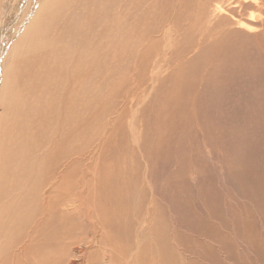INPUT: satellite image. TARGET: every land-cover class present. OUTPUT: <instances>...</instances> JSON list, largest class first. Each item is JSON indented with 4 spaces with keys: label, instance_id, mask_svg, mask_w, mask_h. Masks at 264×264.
I'll return each instance as SVG.
<instances>
[{
    "label": "rangeland",
    "instance_id": "374dc122",
    "mask_svg": "<svg viewBox=\"0 0 264 264\" xmlns=\"http://www.w3.org/2000/svg\"><path fill=\"white\" fill-rule=\"evenodd\" d=\"M225 1L116 0L127 33L112 40L102 33V52L92 51L82 70L71 67V54L50 67L44 94H31L34 76L21 67H3L2 83L5 75L15 79L14 99L4 90L0 100V169L6 162L15 176L22 167L31 186L37 169L69 164L87 181L83 197L100 210L103 203L133 239L145 219L138 257L147 264H264V1ZM214 4L223 8L217 18ZM96 22L89 20L86 41ZM106 46L116 50L111 59ZM37 56L45 74L47 57ZM80 90L85 99L73 106ZM19 147L30 152L21 156ZM129 196L138 197L140 211ZM100 213L96 219L107 222ZM75 221L82 236L73 241L90 235L88 222Z\"/></svg>",
    "mask_w": 264,
    "mask_h": 264
},
{
    "label": "bare ground",
    "instance_id": "6f19581e",
    "mask_svg": "<svg viewBox=\"0 0 264 264\" xmlns=\"http://www.w3.org/2000/svg\"><path fill=\"white\" fill-rule=\"evenodd\" d=\"M115 1L114 0H82V1L81 0H0V100H1V96H3L2 92L4 90H5V94H4L5 97L8 98L10 96L14 99L13 96L14 91L13 89L10 88L14 86L12 83H14L15 74L5 75L4 81L2 83L1 73L3 67L8 66L7 70L13 69V72H15L14 67H21L22 68L21 70L26 72L25 77L27 79L34 76L33 83L35 84L34 86L35 90L32 91L31 94H38V93L44 94L41 89L46 88L48 86L44 82L45 79L48 78V75L50 76L52 75L50 67L54 70H57L58 66L65 64V59L69 60L70 58L69 54L76 55L73 58V60L69 62L71 64V67H75L76 69L77 68L81 69L80 66L83 65L81 63L85 62V60L88 59L94 60L95 57L93 56L94 57L93 58L90 53L92 51L96 53L102 52V50L98 46V42L103 35H104L103 38H108L109 40H112L117 33L126 30L123 24L118 22V14L116 10L117 5ZM240 1H244L245 3H247V0H240ZM224 2L226 1L223 0V3ZM221 9L223 8H221L218 5L213 6L211 13L212 16H215V18H217L216 16H220L222 13ZM94 10H95V16L93 12ZM110 11H115V12H110ZM91 18L94 19L96 18V21L99 22V25H97L96 22V26H99V30L98 32L96 30L98 29V27L95 30H93L94 35L88 41H86L88 39V37H86V33L88 31L87 29H90V27L93 28L91 24H88ZM55 23H58V26H55ZM243 24H245V26L248 25L246 24V22H243ZM243 24L237 22V25L239 27H243ZM102 29L104 30L102 31ZM102 33L103 35H101ZM125 33H127V31H125ZM46 34H50L51 37L46 39L45 38ZM84 42L86 43L83 44ZM81 45H85V48L82 49ZM117 46L118 45L114 47L116 50H117ZM103 48H105V46H103ZM106 49H108V46H106ZM115 49H114V53L116 51ZM40 51H42L43 56L47 57V60L43 59L45 74L42 73V75L40 72V68H38L40 66L38 65V61L40 60H38L37 53ZM67 51H68V55H67L68 57L65 56V52ZM107 52H108V57L112 58L114 53H111L109 49L107 50ZM61 54H62V58L60 57ZM74 62L75 64H73ZM158 62L159 61H157V63ZM67 63L68 62H66V64ZM29 65L31 66L32 69H29ZM71 67L69 66L68 68ZM63 70L67 71V68L63 67ZM73 70L75 69L73 68ZM47 71L49 72L47 73ZM73 72L74 71H71L70 73L73 74ZM10 82L12 83L10 84ZM59 86L61 87L62 85ZM86 87L87 86H85V88ZM82 93L83 92L80 90L77 95L75 96H73L74 94L72 95L75 98L73 101L75 102V104H73V106H76L78 103H80L81 99H85L83 98L84 95ZM48 100H49V95H48V99L45 102L46 105L49 104ZM68 100L70 99L68 98ZM33 109L36 110V107H33ZM78 122L77 125L79 126ZM4 125H0V126H3L4 128ZM80 133L78 134L80 135ZM132 138H134V140L138 138L137 134H133ZM28 152H30L29 149H22L21 147H19L18 149V153L21 156H23L25 153ZM3 164L4 167L1 166L0 169V217H1L0 264H147L144 260H139L138 257V255H140L139 254V250L141 249L140 247L146 238V234L144 231L145 219H143L142 221L140 220L141 222L138 223L139 226L137 227V229L134 228L136 229V231L133 239L131 233L128 232L126 228L120 226L118 222L113 224L112 216L114 215H112L109 212L106 206H103V203H102V209L100 210L97 201L93 202L90 200H86V198L83 197L82 190L83 188L86 189L88 187L87 181L84 180L82 176L77 174L75 169L69 166V164L68 166L63 165L62 168L60 166L57 167L55 166L52 168V166H47L44 164L45 167L47 168L42 169V167L40 166L41 169H39V171L38 169L34 171V173H36L37 175L36 178L31 181L33 182L31 186L27 182H22L23 181L22 167L18 169V172H16V174H14L15 176L12 175L8 176L9 171H6V167H9V165L6 162ZM51 169L52 171H50ZM56 170H57L56 175L50 174L51 172H56ZM117 181L119 182V180ZM4 183H6L10 188H13L14 195H13V190L11 191V189L5 187L6 184ZM123 183L125 182L122 181V184ZM114 187L116 188V186ZM179 188H184V187H179ZM73 191H77L78 194L76 196V199H78V201L74 198V195L71 194L73 193ZM122 191H125V189ZM9 193L11 194L10 197L12 198L13 201L11 200L8 201L7 195ZM103 193L105 194V192ZM103 193H101L102 197L100 199L104 198ZM112 194L110 195L112 196ZM130 196H129V200H130ZM102 200L104 201V199ZM125 201L127 200H124L123 202ZM99 202L101 201L99 200ZM128 203L129 205L131 204L132 207L136 208V211L138 210L140 211V209L137 207L140 204L137 196L135 198H132L130 202L128 201ZM124 204L126 205V203ZM115 206H113V210ZM23 209L25 210L24 212H22ZM100 211H102L103 217L107 222L101 223V221L96 219L97 216H101ZM118 211L119 212L121 211L119 207H118ZM118 211H115L116 214H118L117 216H119ZM122 211L124 212V210ZM53 214L56 215L55 218ZM126 214L128 213L126 212ZM79 216H81L91 226V233L90 235H87L88 237H90V240L88 239L87 236L86 237L84 236V238L79 239L78 241H73L75 238L82 236V235L79 236L74 234L75 230L79 226H81L78 222L75 221V219H77ZM113 228L115 229L107 233L108 230ZM125 229L127 231H125ZM149 229H151V227H149ZM128 234H129V239H128ZM69 240L71 242H69ZM121 242L124 246L123 249L122 247L116 248L118 243L121 244ZM148 251L149 249H147V253ZM128 252L130 253V255L128 254ZM150 255L151 254H149L148 256Z\"/></svg>",
    "mask_w": 264,
    "mask_h": 264
}]
</instances>
